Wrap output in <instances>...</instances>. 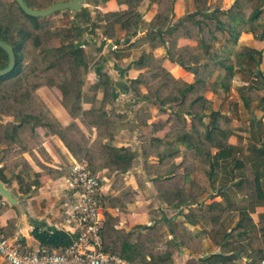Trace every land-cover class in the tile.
Returning a JSON list of instances; mask_svg holds the SVG:
<instances>
[{
  "label": "crops",
  "instance_id": "1",
  "mask_svg": "<svg viewBox=\"0 0 264 264\" xmlns=\"http://www.w3.org/2000/svg\"><path fill=\"white\" fill-rule=\"evenodd\" d=\"M128 9L127 4L120 5L116 0H86L78 12L66 10L72 12V19L76 23L79 37L76 43L95 63L94 66L91 65L86 77L83 109L87 111L103 105L105 87L99 84V76L108 73L114 83V105L107 103L106 110L118 118V125L114 139H105L104 143L138 152L133 168L122 175V181H116L115 175L108 177L107 169L101 170L97 175L100 178L101 195L104 197L116 196L122 185L132 188L135 201L127 205L125 213L119 209V214H112L119 218L116 229L126 232L140 230L144 233L157 225L164 240L163 243L159 242V249H166L167 240L174 238V230L179 231L175 237L179 246L174 255L175 264H187L188 261H195L197 264H260L264 257V180L261 179L259 184L253 182L254 190L250 182L242 179L245 167L239 164L232 172L234 175L238 173L239 178L229 180L209 177L197 186L206 187L198 202L176 203L173 206L165 203L154 186L156 178L170 176L182 159L177 158L163 167L159 166L158 159L155 161L154 157L144 159L141 155L140 137L154 134V126L164 125L163 129L153 135L159 141L151 143L159 146L165 141H172L168 138L172 136L173 122L169 120L171 109L161 110L157 104L143 101L132 92L126 81L134 80L145 72L136 68V65L147 45L138 44L137 41L144 39L149 33V23L157 12V5L148 0L141 4L138 10L142 14V21L136 36H130L120 26H116V31L107 32L106 22L94 18L96 15L125 12ZM187 41L181 38L179 45ZM160 53V49L154 52L155 56ZM164 68L176 79L189 84L193 81L194 76L176 63L167 60ZM20 85L21 83L14 84L15 88ZM27 86L34 98L30 103L31 109L37 104L41 105L51 117L52 125L46 129L38 128L41 141L28 144L23 149L17 147L8 150L7 144L0 140V179L18 201V207H15L1 197L0 217L9 239L17 241L24 251H31L43 247L32 235L34 230L50 233L63 231L75 238L76 223L71 215L75 196L64 188L63 181L72 165L82 157L64 134V129L72 122L77 123L91 143L97 139V131L93 129L90 132L80 121L79 115L72 117L69 114L63 105L62 93L56 87L47 86L34 90L30 85ZM141 91L147 92L145 87H141ZM129 97L133 102L139 103V107H149L145 116L150 117L145 118L146 124H138L137 110L135 113L133 109L129 111V104L125 108V104L131 101L126 100ZM10 121L9 117L0 119L3 124ZM178 135H182L179 130ZM230 145L236 147L237 140H230ZM136 171H142V175L153 178L140 186V175ZM190 183L182 182L185 187ZM250 191H254L252 198L248 195ZM185 229L188 231H184ZM147 259L150 260V256ZM0 264L7 263L0 257Z\"/></svg>",
  "mask_w": 264,
  "mask_h": 264
},
{
  "label": "trees",
  "instance_id": "2",
  "mask_svg": "<svg viewBox=\"0 0 264 264\" xmlns=\"http://www.w3.org/2000/svg\"><path fill=\"white\" fill-rule=\"evenodd\" d=\"M116 1L120 5L127 4L129 9L126 12L104 14L102 17L106 22V31H114L115 27L119 25L130 36L138 35L142 21V14L138 9L145 0ZM150 1H158L159 12L153 22L154 28L142 41L148 42L152 48L156 49L164 45L160 38V33H163L165 25L170 22L169 14L171 8L169 5L172 0ZM195 1L200 11L206 7L207 0ZM262 1L264 2V0ZM24 2L31 9L45 10L62 1L24 0ZM236 3L226 11V14L219 9H206L205 14H200L202 12H199L196 15L198 22L194 23L196 26L195 31H198V39L202 44L205 43V37L200 34H203L207 25L209 26L206 23L207 21L214 22L221 31L227 30L232 46L238 44L242 33L243 19L242 13L237 10L241 4ZM261 15L262 10H255L250 16L251 32L254 33L256 31L258 26L254 25V23L260 19ZM223 16L226 17L225 21L222 19ZM191 20L183 19V22L179 26L172 28L171 31H169L170 28H167L168 33L175 36L174 38H193L195 36L193 31H187V25L192 23ZM51 25L52 23L47 18H34L26 15L15 0H0V40L13 47L16 57L14 70L10 74L0 77V119L3 117L11 118V121L6 124L0 122V140L7 144L8 150H13L17 147L23 149L28 144L39 143L41 137L37 129L48 128L52 125V119L41 105L37 104L36 107L31 109L30 103L34 98L27 85H30L34 90L47 86L56 87L62 93L63 105L69 114L72 117L79 115L80 121L90 132L93 129L97 131V139L91 143L77 123L72 122L64 129V134L82 157L79 161L88 162L93 175H97L101 170L107 169L106 175L108 177L115 175L116 181H122V175L133 168L134 160L138 157V153L133 152L130 148L121 149L104 143L105 139H109V141L114 139L118 125V118L113 114L110 115L109 111L106 110L107 103L114 105L113 86L108 85V83L103 84L106 82L101 83L100 85L105 87L103 105L100 108L92 107L90 110L85 111L82 106L83 87L85 75L90 68L89 58L81 47L74 44V42H67L68 38H60V31L51 33ZM56 39H60L63 45L56 46ZM66 42L67 44H64ZM169 53L167 57L158 58L155 61L152 60L151 55L143 56L136 68L145 70V72L132 80L130 87L132 92L143 101L159 104L161 110L168 107L172 109L170 117L173 119H169L174 122V130L172 131L171 129V135L174 137L172 141L161 143L159 146L153 145L151 142L159 141L158 138H153V135L165 127L164 125L154 126V134L143 139L145 142L148 140V143L142 146L141 155L144 159L155 157L158 159L160 167L169 165L177 158H182L178 170L171 177L157 178L154 181V186L165 203L173 206L176 203L188 204L199 201L200 194L206 187L203 185L197 186L198 184L201 185L202 180L206 179L196 178L193 175V170L196 167L204 166L202 165L204 164L202 161L204 157H207L208 165L214 164L209 152L210 147H218V156L223 155L225 150L235 149L228 143V138L232 133L225 132L216 122V114H213V122H210V124H204L202 121L205 116L202 111L204 108L203 102L207 103L204 99L202 88L207 84L209 75L216 68L224 69L229 74L228 78L230 79L233 78L235 73L233 66L218 60L217 53L213 54L212 59L209 56L208 60L210 62L208 64L196 68L190 66V63L185 62L180 56L176 57L174 52ZM258 54L262 55V52H258ZM167 59L172 63L178 64L187 72L194 74L196 82L189 84L181 79L174 78L163 68V64ZM199 60L197 58L195 63H199ZM152 61L157 65L154 66L155 68L151 67V70L161 69L167 74V78L173 85L176 87L182 86L180 98L169 96L163 85L148 84L146 82L144 75L148 71L149 63ZM8 63V54L0 48V70L6 69ZM156 76L154 74L152 80ZM259 76L261 77V74ZM15 83H21L20 87L15 88ZM144 83H146V93H142L140 90ZM183 101H186L189 105V110L185 112L189 114H183L182 112L184 108ZM141 113L144 114V111L138 114V124H146L150 116L147 115L145 116L147 119L144 118L142 120ZM188 115L192 119V128L185 131L182 136H179L177 135L178 125ZM197 124L201 127L203 126V131L196 129ZM182 146L187 148V153L184 155L179 151ZM259 152L264 157V143H262ZM205 167L207 168V166ZM180 169L182 172L179 171ZM257 178H254L251 182L259 184L260 180ZM193 180H198L199 182L194 183ZM183 181H190L191 183L188 187H185L182 184ZM143 182L140 178V185H143ZM253 193L254 191L248 192L249 197L252 198ZM134 201L135 197L132 188L126 185H122L119 193L114 197H101V203L105 208H118L123 213L127 211V205ZM118 223V217L108 215L102 226L101 238L104 250L107 253L117 255L134 263L175 264L174 255L179 248L175 237H177L179 231L174 230V238L167 240L166 249H159V242L163 243L164 240L159 233L157 225L143 233L140 230L130 232L118 230L116 229ZM4 230L5 228L2 230L5 237L9 239ZM184 231L188 230L185 229ZM32 235L40 242L41 246L61 251L68 248L73 241V237L63 231L50 233L34 230ZM184 244L188 245L187 242H184ZM147 256H150V260L147 259ZM187 264L197 263L188 261Z\"/></svg>",
  "mask_w": 264,
  "mask_h": 264
},
{
  "label": "rangeland",
  "instance_id": "3",
  "mask_svg": "<svg viewBox=\"0 0 264 264\" xmlns=\"http://www.w3.org/2000/svg\"><path fill=\"white\" fill-rule=\"evenodd\" d=\"M58 1L69 2L71 0ZM148 1L157 5V12L149 23L148 32H150L152 28H154L153 22L159 12V7L158 1ZM235 3L241 4L240 8L237 10L242 13L243 19L242 33L240 35L238 44L236 46H232V41H229L230 35L227 30H219L217 25L211 21L206 22L209 24V26L207 25L206 29L203 31V34H200L205 37V43L202 44L198 39V31H195L196 26L194 23L198 22L196 15H198L199 12H202L200 14H205L206 9H219L222 10L224 14H226V11L232 8ZM169 7L171 8V12L169 14L170 22L165 25L163 33H160V38L164 42V45L154 49L148 44V42H144V44L142 41L143 39L137 41L138 44L142 43L143 45H147L146 49H144L139 55L140 57L137 61H140L143 56L147 55H151L152 60L155 61L158 60V58L167 57L168 54H170L169 52H174L176 57L180 56L185 62L190 63V66L196 68L198 66L208 64L210 62L208 60L209 56L212 59L213 54L217 53L219 61H224L228 65L234 67L235 74L232 79L228 78L229 74L222 68L214 69L209 75L210 77L207 78V84L202 88L205 96L204 99L207 102H203L204 108L202 111L205 116L203 117L202 121L204 124H210V122H213V114H216V122L224 129L225 132L232 133V135L228 138V143L230 144V140L236 139L237 146L234 147V150H225L221 156L217 155L219 152L218 147H210L209 152L214 164L208 165L206 159L207 157L202 158L204 163L202 165L204 166L196 167L193 170V175L196 178L201 179H208L209 177L216 179H235L239 178L240 175L238 173L234 175L232 172L237 166H239V164H242L243 167H245L244 172H242V179L250 182V184H252L251 187L254 189V183L251 182V180L256 177H258V180H264V157L259 152V149L262 147V143H264V2L262 0H207L206 7L200 11L195 0H172V3H170ZM255 10H262V15L260 19L254 23V25L258 27L253 33L251 32L252 24L249 22V19ZM94 18L104 21L102 15H96ZM183 19H192V23L187 25V31L192 30L195 36L191 39H187V43H181L182 45H179V40L181 38H174L175 36H173L171 33H168L167 28H170L169 31H171L172 28L179 26L180 23L183 22ZM222 19L225 21L226 17L223 16ZM47 20L52 23L50 28L51 33L60 31V38H68L69 40L67 42H74V44L78 45V43H76L79 40V37L77 36L78 30L75 27V21L72 19L71 11L57 12L47 17ZM118 26L119 25H117V27ZM199 26L201 27V25ZM67 42L64 44H67ZM174 44L175 46H173ZM55 45L61 46L63 44L61 43L60 39H56ZM81 49L84 52L82 47ZM157 49H160L161 53L160 55L155 56L154 52ZM258 52H262V55H259ZM197 58L200 59L199 63H195ZM88 60L90 62V67L91 65H95V63H93V58L92 61L90 58ZM156 65L157 64L153 61L149 63L148 71L144 75L146 82L148 84L163 85L169 96L172 98H180V89L182 86L176 87L173 85V83L167 78V74L161 69L155 71L150 69ZM182 69L186 71L184 68ZM165 70L168 71L167 69ZM88 73L85 75L84 85ZM154 74L157 76L154 80H152ZM170 74L174 77L172 73ZM259 74H261V77ZM192 75L194 78L191 84L196 82L195 75ZM132 80L133 79H127L126 82L129 86H131ZM101 83H108V85L114 84L111 80V76L108 75V73H103L99 76V84ZM145 84L146 83L142 84L141 87H145ZM141 92L143 93V91ZM126 100H131V98L129 97ZM127 104H129V111L130 109H133V112L135 113L137 110V117L140 112L144 111V114L141 113L142 120H144L146 115L145 112L146 110H149V107H139L140 104L135 103L132 100L125 104V108H127ZM182 104L184 105L182 111L183 114H189L185 113L187 110H189V105L187 102L183 101ZM157 106L159 107L160 105L158 104ZM171 118L172 117H170V119ZM191 120L192 119L190 115H188L186 119L184 118V121L179 123L180 125H178V130L181 131L182 135L185 131H188L192 128L193 124ZM173 124L174 122L171 125L172 131L174 130ZM134 125L136 126L135 123ZM197 125L198 126L196 129L198 131H203V126L201 127L199 124ZM145 137L146 135H142L140 137L141 142H144L141 143V146H144L145 143H148V140H146L147 142L143 141ZM168 138L172 139L173 135ZM163 139V141H165V138ZM181 148L179 151L183 153V155L187 153V148L184 146ZM154 159L155 161L157 160L155 157ZM180 164L176 167V170L170 173V176L168 175V178L178 170ZM205 166H207V168ZM233 167L235 168L233 169ZM179 171L182 172L181 169ZM136 172L140 175L142 181H147L150 180V178H153L142 175V171ZM158 178H163V176ZM140 186H144V183ZM137 229H139V227H137Z\"/></svg>",
  "mask_w": 264,
  "mask_h": 264
},
{
  "label": "built area",
  "instance_id": "4",
  "mask_svg": "<svg viewBox=\"0 0 264 264\" xmlns=\"http://www.w3.org/2000/svg\"><path fill=\"white\" fill-rule=\"evenodd\" d=\"M63 186L73 193L75 203L71 215L77 233L65 250H49L45 247L24 251L17 241H11L3 233L0 217V257L7 264H143L134 263L104 250L101 229L108 215L119 214L118 208H105L101 203V183L93 175L86 161L75 162ZM264 264V257L260 261Z\"/></svg>",
  "mask_w": 264,
  "mask_h": 264
},
{
  "label": "water",
  "instance_id": "5",
  "mask_svg": "<svg viewBox=\"0 0 264 264\" xmlns=\"http://www.w3.org/2000/svg\"><path fill=\"white\" fill-rule=\"evenodd\" d=\"M15 1L18 3L19 7L22 9V11H24L26 15L34 18H47L60 11L72 10L74 12H78L80 9L83 8L86 0H72L69 2H59L45 10L31 9L25 4L24 0ZM0 48L3 49L9 57L8 67L6 69L0 70V77H2L10 74L14 70L16 66V57L13 47L10 44L0 40ZM0 196L7 200L12 206L18 207V201L14 198L12 192L1 181V179Z\"/></svg>",
  "mask_w": 264,
  "mask_h": 264
}]
</instances>
